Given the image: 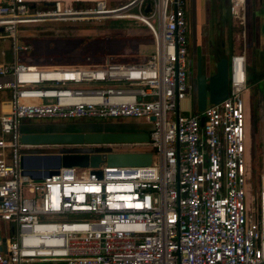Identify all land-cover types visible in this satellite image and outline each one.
I'll return each instance as SVG.
<instances>
[{
	"label": "built area",
	"instance_id": "2783aa9c",
	"mask_svg": "<svg viewBox=\"0 0 264 264\" xmlns=\"http://www.w3.org/2000/svg\"><path fill=\"white\" fill-rule=\"evenodd\" d=\"M227 2L231 18L241 23L244 0ZM186 4L0 0V40L8 41L11 54L0 63V90L8 93L0 110V219L13 227L0 264H264L263 153L256 207L247 200L245 53L228 57L225 98L182 114L193 90L185 74ZM111 20L147 27L149 56L128 63L107 57L99 68H41L17 57L29 49L17 41L21 27ZM51 118L141 119L149 125L146 143L101 146L150 148V162L58 167L32 179L22 173L38 170L28 151L46 145L21 143L20 124Z\"/></svg>",
	"mask_w": 264,
	"mask_h": 264
},
{
	"label": "rangeland",
	"instance_id": "374dc122",
	"mask_svg": "<svg viewBox=\"0 0 264 264\" xmlns=\"http://www.w3.org/2000/svg\"><path fill=\"white\" fill-rule=\"evenodd\" d=\"M227 3V0H224L223 4H225V7H227ZM233 22L237 23L234 20ZM129 27H137L139 28V30H142L144 28L141 23L133 20H111L108 21L106 24L101 25H93L91 23L81 25L53 23L32 27H21L17 32V41L18 43H26L29 46V49L27 51L18 52L17 57L21 59L23 63H25V61H29L30 64L41 68H99L102 66V64H95L96 66H89V64L82 63H99L107 57H111V59L109 60H118L116 59V57L120 55V51L126 46V44L121 39L109 37L125 36L127 32L123 29ZM49 30H56L53 31V33L58 34H48L47 31ZM31 31L33 32L30 34ZM240 31L241 27L237 25L235 26V24L230 28V32H234L233 37H231V40L234 41L233 50L235 52L241 49L242 46ZM244 34V46L248 52V49L250 47L249 42H251V40L253 39L252 29L249 25L244 27ZM1 49L4 50V52L6 53V57L0 56V60L5 59L7 60V62H9L11 60V54L9 51L7 40H0V50ZM151 51V46H148L147 44H140L137 46V53L139 56H143V59H145L146 56H149ZM254 53L252 51L249 57L247 56V78L250 80V84L248 83L246 85L248 96V114L250 116L246 140V158L248 160L249 168V175L247 180V200L251 208L256 207L255 203L259 184L258 176L261 171L262 153L264 154V109L262 108V101L260 100V95L258 94L259 88L261 94L264 95V72L260 71V66L257 62L256 56L252 57ZM76 62H80L81 65L71 64ZM1 93L0 95L2 96V98H4L3 92ZM189 111L190 102H182L181 113L186 114L189 113ZM253 112L255 116V130H253L252 127ZM85 120L94 121L97 123L103 122V120H99L96 118H82V120L56 118L26 119L23 121H26L28 123L55 122L67 124L82 123V121ZM115 120L119 119H107V121L111 122L110 124H113ZM121 120L126 122L132 121L134 123H138L141 126H144L145 128L149 127V125L141 119L121 118ZM55 148L56 147L43 146L42 148L32 149L28 152L31 154H50L65 151L64 149ZM51 165H55V160L52 159ZM24 195L28 196L30 194L24 192Z\"/></svg>",
	"mask_w": 264,
	"mask_h": 264
},
{
	"label": "flooded vegetation",
	"instance_id": "af4514ba",
	"mask_svg": "<svg viewBox=\"0 0 264 264\" xmlns=\"http://www.w3.org/2000/svg\"><path fill=\"white\" fill-rule=\"evenodd\" d=\"M224 0H187L186 4V24L187 33L185 36V74L192 88L201 82L208 81L210 75L215 71L217 61L222 57H229L234 49V41L231 40L234 32H230L232 26L241 27L242 45H244V27L252 23L253 17L257 16V29L253 28L258 40H262L264 48V0H261L258 8L255 9L256 2L251 0L249 8L251 16L247 13L246 0H244V12L242 22L234 23L230 13L223 4ZM256 13V14H255ZM256 31L258 33L256 34ZM253 42L255 41L254 35ZM259 89V88H258ZM263 100V97H262ZM188 101V100H187ZM107 120L102 123L85 120L82 124L85 126H98L99 132H139L146 128L132 121L115 120L113 124ZM37 127L34 132L53 133L62 132L60 130L45 131V129H58L62 123L40 122L34 123ZM110 124L111 126H107ZM41 129L38 131L36 129ZM102 144V143H101ZM101 144L95 146L99 150L106 149ZM96 145V144H95Z\"/></svg>",
	"mask_w": 264,
	"mask_h": 264
},
{
	"label": "water",
	"instance_id": "95a60500",
	"mask_svg": "<svg viewBox=\"0 0 264 264\" xmlns=\"http://www.w3.org/2000/svg\"><path fill=\"white\" fill-rule=\"evenodd\" d=\"M147 11V9H145ZM1 31V28H0ZM33 31L30 32V34ZM29 34V35H30ZM228 58L222 56L216 63L215 71L209 76L206 82L197 83L192 90L190 101L191 110H202L208 101L216 103L225 98L227 93V66ZM259 92V90H258ZM260 100L262 94L260 93ZM153 120L151 116L149 118ZM147 132H53V133H22L20 141L23 144L31 145H95L101 143L120 142H147ZM114 152V150L94 149L87 152L82 148H69L59 153L32 154L27 156L32 160L30 165L39 168L35 172L22 170L32 179H40L46 174L56 172L58 167H96L99 163L105 162L113 166H138L147 165L150 162V152ZM24 158H22L23 161ZM55 160V165L51 161ZM24 167V164L21 163ZM42 168V170H41ZM44 168V169H43ZM98 173V171H97Z\"/></svg>",
	"mask_w": 264,
	"mask_h": 264
},
{
	"label": "crops",
	"instance_id": "0c3cea01",
	"mask_svg": "<svg viewBox=\"0 0 264 264\" xmlns=\"http://www.w3.org/2000/svg\"><path fill=\"white\" fill-rule=\"evenodd\" d=\"M256 2V5H254V8L257 9L259 4L261 3V0H254ZM251 3V0H246V8H247V13L249 16H251V9L249 8V5ZM256 14V13H255ZM258 16V15H257ZM257 16L255 15L252 19V23L249 24V26L251 25V27L255 28L254 29H257V26H258V23L256 24L257 22ZM251 28V29H253ZM253 35H254V38H255V41L253 42V39L251 40V42H249V49H248V52L247 50L245 49V46L242 45L241 46V49L239 50H244V53H245V57H246V61L250 55V53H252L253 51V56H256L257 58V62L259 63V66H260V71L261 72H264V48L262 46V40L257 38V36H255L254 32L252 31ZM258 33V31H256V34ZM243 47V48H242ZM4 50H0V52ZM235 51L233 50L232 53H234ZM248 53V54H247ZM1 56V55H0ZM248 56V57H247ZM1 57H6V53L4 52V56H1ZM254 60V59H253ZM0 63H7V60H0ZM2 80V78H0V81ZM3 92V97L0 95V110H3V109H6L5 107V104L4 102L6 101L7 99V96H8V93L7 91L5 90H0V93ZM2 94V93H1ZM82 120V119H80ZM40 123V122H39ZM50 123V122H49ZM61 129L60 127L58 129H45V131H51V130H60L62 132H80L79 129L82 127L84 128L82 123H62L61 124ZM37 126L34 124V123H28L26 121H23L21 124H20V135L22 133H39V132H34L35 130H33V128H36ZM71 128V129H68V128ZM78 128V129H77ZM38 131H42L41 129H36ZM46 146H50V147H56L55 149H65V148H59L57 147V145H46ZM50 150H53V149H50ZM32 168H36L39 170L38 167H32ZM12 230H13V227L11 224L5 222V221H2L0 219V248H4V241L5 239L12 233Z\"/></svg>",
	"mask_w": 264,
	"mask_h": 264
},
{
	"label": "trees",
	"instance_id": "16d2710c",
	"mask_svg": "<svg viewBox=\"0 0 264 264\" xmlns=\"http://www.w3.org/2000/svg\"><path fill=\"white\" fill-rule=\"evenodd\" d=\"M143 29L139 30V28L137 27H129L126 29H123L127 32V34L125 36H120V37H109V38H118L124 41V43L126 44V46L124 48H122V50L120 51V55L118 57H116V59L118 60H114L116 62H132V61H142L143 60V56H139L137 53V46L140 44H147L148 46H151V50H152V37L150 34V31L147 29V27H145L143 25ZM53 31L56 30H49L47 31L48 34H58V33H53ZM78 31H85V30H78ZM112 31V30H111ZM38 32V31H37ZM45 33V34H47ZM128 35V36H127ZM51 36V35H49ZM93 38H99V37H93ZM152 52V51H151ZM105 61L107 59H104ZM101 61L99 63H94V62H87V63H82V64H89V66H96L95 64H103L105 61ZM26 64H30L29 61H25ZM74 65H81L80 62H76V63H71ZM250 84V80L248 79L247 84ZM255 116H254V112H253V119H252V127L253 130H255ZM107 126H111L110 124H108ZM84 128H80L79 131L80 132H99L100 128L98 126H83ZM68 129H71L70 127ZM78 129V128H77ZM149 127H147L144 131L148 132ZM83 151H87V152H91V151H95L94 147H87V148H82ZM147 150H150V148H147Z\"/></svg>",
	"mask_w": 264,
	"mask_h": 264
}]
</instances>
